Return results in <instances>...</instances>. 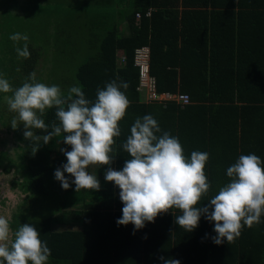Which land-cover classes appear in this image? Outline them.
I'll list each match as a JSON object with an SVG mask.
<instances>
[{"label":"trees","instance_id":"16d2710c","mask_svg":"<svg viewBox=\"0 0 264 264\" xmlns=\"http://www.w3.org/2000/svg\"><path fill=\"white\" fill-rule=\"evenodd\" d=\"M125 1L95 0L106 11L99 15L100 40L94 39L97 49L74 75L85 98L92 102L97 99V89H104L113 80L129 85L121 88L130 103L118 122L121 135L114 137L110 153L113 163L87 170L99 180L100 190L77 192L74 177L67 172L64 175L71 186L65 190L54 173L67 163L63 150L71 151V146L62 141L66 134L53 137L47 144L40 141L33 154L37 142L24 137L22 123L14 129L23 143L18 162L1 152L0 172L9 175L16 167L18 178L13 187L28 193L27 201L49 204L45 212L51 213L53 207L58 217L46 214L39 219L43 209L35 205L33 217L27 219L47 243L50 257L62 264H164L161 256L177 259L180 264H264V215L252 228L245 225L240 237L231 243L226 238L221 244L214 243V222L203 215L199 226L186 232L175 222L176 215L181 214L176 209L135 230L132 224L117 225L124 206L120 189L105 179L109 167L122 170L131 158L123 144L135 120L145 115L158 121L162 132L157 135L166 131L179 138L186 158L190 159L193 151L209 154L205 174L210 188L197 206H209V200L230 182L227 169L241 155L255 154L264 162V0H127V6ZM17 4L18 0H13V7ZM25 4L30 8L21 22L44 11L39 5ZM113 6L119 8H110ZM149 10L150 16H146ZM138 13L140 18L136 17ZM115 17L126 23L127 35L113 22ZM12 25H5V35L0 36V47L7 44L5 52L0 51V77L7 76L15 89L26 80L22 74L26 59L19 57L15 48H22L25 41L9 37L21 31L31 37L43 35L32 28L21 29V23L14 29ZM26 43L34 44L29 39ZM140 46L150 48V74L156 79L158 91L187 94L189 105L168 103L162 107L143 102L133 65L134 49ZM55 111H47V124H59ZM36 134L47 133L37 130ZM70 206L77 209L67 213L65 209ZM70 214L79 227L64 229L62 218ZM19 221L16 219L12 227L19 229Z\"/></svg>","mask_w":264,"mask_h":264},{"label":"clouds","instance_id":"9594fccd","mask_svg":"<svg viewBox=\"0 0 264 264\" xmlns=\"http://www.w3.org/2000/svg\"><path fill=\"white\" fill-rule=\"evenodd\" d=\"M9 38L17 42L24 40L23 47H16V52L21 58L31 57L27 35L15 33ZM128 87L123 80L119 83L113 80L104 89H97V99L92 102L85 98L82 87H70L65 96L59 86L37 82L35 72L15 89L7 79L0 78V92L13 93L7 98L9 110L16 113L11 126L17 129L23 124L24 137L37 142L33 154L38 151L40 141L47 144L53 137L66 134L62 141L71 146V151L63 150L67 163L54 175L67 190L71 185L64 173L70 174L77 192L100 190L99 180L87 169L90 165L113 163L110 153L114 137L121 135L118 122L125 117L130 103L121 88ZM53 108L59 124L45 122L47 111ZM37 130L47 134L37 135ZM161 132L152 115L137 118L123 144L131 158L125 161L122 170L109 167L105 173V179L120 189L124 205L118 226L132 224L139 230L146 222L154 223L161 213L176 209L181 214L176 215L175 222L186 232L199 226L202 215L214 222L217 235L213 242L221 244L225 238L231 243L240 237L245 225L252 228L260 223L264 215V162L257 155H241L227 169L230 182L209 200V206H197L210 188L205 174L209 154L193 151L188 159L179 138L166 131L157 135ZM10 231L8 219L0 216V264H29V261L47 264L51 251L34 225L22 224L13 233L9 245ZM160 260L164 264H180L177 259L165 260L163 256Z\"/></svg>","mask_w":264,"mask_h":264},{"label":"rangeland","instance_id":"374dc122","mask_svg":"<svg viewBox=\"0 0 264 264\" xmlns=\"http://www.w3.org/2000/svg\"><path fill=\"white\" fill-rule=\"evenodd\" d=\"M18 3V7L17 5L13 7V0H0V36L5 35V25L9 23L13 24L12 29L21 23V29L27 27V29L32 28L36 32H42L43 37L35 35L31 37L22 31L20 33L22 36L27 35L32 44L34 43L29 46L31 57L25 60L22 74L27 78L30 73L35 72L37 82L48 86L57 85L61 88L62 93L66 95L70 87L78 86L74 78L77 67L93 55L98 47V43L94 39L100 40L99 15L105 14L106 11L99 7L95 0H18ZM25 3L39 5L44 11L33 18H24L21 22L20 18L23 15L25 16L24 13L28 11L26 9L30 8ZM125 5L127 6V0ZM110 8L117 10L119 7L113 6ZM73 12H76V14L72 15ZM65 13H67L66 16H64ZM106 17L110 18L111 16L107 14ZM119 26L121 31L128 30L127 25L122 22H119ZM1 40L2 37H0ZM69 40L70 42H68ZM6 49L7 44L2 43L0 51L4 53ZM4 56L5 54L2 58ZM3 77L6 79L7 76ZM10 97L11 95L8 93L0 92V153L5 152L9 159L17 163L21 152L20 147L23 143L16 138L14 129L11 126V120L16 117V113L9 110L7 98ZM1 112H5L6 115L3 117ZM95 166L90 165L87 170H92ZM17 178L16 167L12 169V173L9 175H3L0 172V216L8 219L10 224L9 245L13 241V233L18 230V228L12 227L14 221L16 219L19 221L20 218L25 217L24 220L18 222L19 226H21V223H31L27 218L33 217L35 205H38L40 210L43 209V213L39 214V219L46 214H51L52 218L58 217L53 207H51V213L45 212V209H49V204L46 202L41 205L38 202L27 201L26 195L28 193L13 187V182ZM77 206H70L65 210H67V213H71L77 209ZM62 223L66 225V227H63L64 229L79 227V223L73 220L72 214L63 216ZM29 264H31L30 261ZM47 264L62 263L49 260Z\"/></svg>","mask_w":264,"mask_h":264},{"label":"built area","instance_id":"2783aa9c","mask_svg":"<svg viewBox=\"0 0 264 264\" xmlns=\"http://www.w3.org/2000/svg\"><path fill=\"white\" fill-rule=\"evenodd\" d=\"M150 16V10L146 13ZM140 18V14H136ZM122 62L125 58H121ZM133 65L138 72L137 90L142 94V100L146 103H157L165 107L168 103H175L180 107L190 104V98L184 93L160 92L157 89V82L154 76L150 74V48L148 46H140L134 49Z\"/></svg>","mask_w":264,"mask_h":264},{"label":"crops","instance_id":"0c3cea01","mask_svg":"<svg viewBox=\"0 0 264 264\" xmlns=\"http://www.w3.org/2000/svg\"><path fill=\"white\" fill-rule=\"evenodd\" d=\"M113 21H114L115 23H117V24H119V22H122L123 24H126L122 19H121V20H118L116 17L114 18ZM122 31H124L126 35L128 34V31H127V30L125 31V29L122 30ZM179 93H180V92H179ZM49 260H53V259H52L51 257H49Z\"/></svg>","mask_w":264,"mask_h":264}]
</instances>
